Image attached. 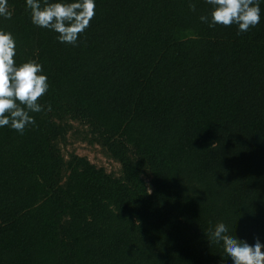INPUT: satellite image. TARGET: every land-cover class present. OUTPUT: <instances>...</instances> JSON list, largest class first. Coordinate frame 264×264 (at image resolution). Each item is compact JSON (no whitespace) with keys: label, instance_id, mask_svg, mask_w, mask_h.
Returning a JSON list of instances; mask_svg holds the SVG:
<instances>
[{"label":"trees","instance_id":"trees-1","mask_svg":"<svg viewBox=\"0 0 264 264\" xmlns=\"http://www.w3.org/2000/svg\"><path fill=\"white\" fill-rule=\"evenodd\" d=\"M9 10L17 61L50 88L35 126L0 128V264H230L207 231L264 239V23L238 35L200 21L205 0H95L72 45L25 0ZM71 122L117 173L64 156Z\"/></svg>","mask_w":264,"mask_h":264},{"label":"clouds","instance_id":"clouds-1","mask_svg":"<svg viewBox=\"0 0 264 264\" xmlns=\"http://www.w3.org/2000/svg\"><path fill=\"white\" fill-rule=\"evenodd\" d=\"M264 0H205L208 14L199 17L208 26L235 25L237 34H247L264 23ZM31 23L57 33L60 43L75 45L79 34L89 26L95 14V0H25ZM190 7L195 10V5ZM9 0H0V18L10 20ZM48 75L35 58L17 61V40L11 31L0 27V128L5 126L23 134L35 126L31 113L44 110L39 102L49 90ZM51 111V105L47 106ZM212 247H223L224 259L230 264H264V239L255 236L253 242L233 236L227 224H219L207 231ZM226 253V254H225Z\"/></svg>","mask_w":264,"mask_h":264},{"label":"rangeland","instance_id":"rangeland-1","mask_svg":"<svg viewBox=\"0 0 264 264\" xmlns=\"http://www.w3.org/2000/svg\"><path fill=\"white\" fill-rule=\"evenodd\" d=\"M74 126L75 133L68 134L66 141L60 144V148L64 156H68L70 153L77 154L79 156H85L90 162L97 166L104 167L108 172H118L119 166L112 160L105 157V154L96 144H91L86 136V128L78 122H71Z\"/></svg>","mask_w":264,"mask_h":264}]
</instances>
